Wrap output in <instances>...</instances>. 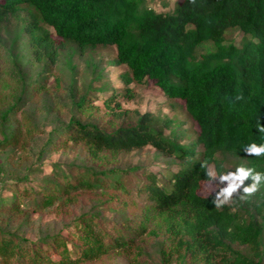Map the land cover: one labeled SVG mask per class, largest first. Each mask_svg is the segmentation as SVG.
I'll return each mask as SVG.
<instances>
[{
	"label": "trees",
	"instance_id": "obj_1",
	"mask_svg": "<svg viewBox=\"0 0 264 264\" xmlns=\"http://www.w3.org/2000/svg\"><path fill=\"white\" fill-rule=\"evenodd\" d=\"M12 21L24 24L32 62L50 68L66 44L115 47L122 81L154 85L183 103L197 133L183 145L161 129L170 120L160 127L147 113L133 124L71 123L54 149L80 148L98 169L54 165L42 189L19 191L0 213L21 215L24 197L33 212L56 207L67 217L80 198L131 217L112 222L83 214L65 236L29 246L0 235V264H91L116 255L127 264H264V151L253 153L264 149V0H176L166 13L148 0H0V28ZM229 29L243 35L239 45L225 43ZM6 69L0 39V105L11 89ZM85 101L75 106L83 111ZM38 132L23 115L0 149L27 144ZM146 146L178 160L179 169L163 184L147 175L144 189L134 193L125 185L128 172L108 166L119 153ZM227 156L237 160L238 174L248 173L241 191L229 201L218 191L202 195L212 183L209 167L220 173Z\"/></svg>",
	"mask_w": 264,
	"mask_h": 264
},
{
	"label": "rangeland",
	"instance_id": "obj_2",
	"mask_svg": "<svg viewBox=\"0 0 264 264\" xmlns=\"http://www.w3.org/2000/svg\"><path fill=\"white\" fill-rule=\"evenodd\" d=\"M175 1L148 0L152 9L162 13L172 10ZM163 3L168 6L164 7ZM23 26L21 22L12 21L0 28L2 51L7 61L4 78L11 87L3 93L7 96L6 104L0 105V146L3 141L10 140L23 115L39 132L31 136L27 144L0 149V206L11 205L19 191L37 192L42 189L43 181L52 179L54 165L65 171L74 167L98 169L87 152L80 148L54 149L59 137L76 121L98 125L109 120L115 125L133 124L138 115L147 113L153 115L160 127L165 121L172 122L169 127L161 128L166 136L178 139L183 145L193 142L197 127L188 118L183 103L167 98L154 85L123 82L121 74L125 68L114 64L115 47L97 46L81 50L73 44H66L60 48L57 64L50 68L45 61L32 62V50ZM242 37L237 29H229L225 43L239 45ZM204 52V48L198 49L199 54ZM43 88L45 90L42 91ZM81 98L86 99L83 111L75 106ZM13 106L17 109L7 111ZM114 160L108 168L126 170L125 185L134 193L144 189L147 175L154 176L157 183L163 184L171 173L179 169L178 160L163 156L149 146L121 152ZM236 162L227 156L220 173L210 166L212 183L204 185L202 195L218 191L223 201H229L232 193L240 192L241 179H238ZM230 186L234 191L228 194ZM19 199L21 215L9 217L0 213V235H13L23 246L58 235L65 236L68 231H73V221L83 214L92 213L112 222L129 216L121 211L101 210L94 201L80 198L70 206L71 214L67 217L60 216L56 207L36 213L31 210L29 199ZM69 249L72 250L71 245ZM91 264L127 263L123 256L116 255Z\"/></svg>",
	"mask_w": 264,
	"mask_h": 264
},
{
	"label": "clouds",
	"instance_id": "obj_3",
	"mask_svg": "<svg viewBox=\"0 0 264 264\" xmlns=\"http://www.w3.org/2000/svg\"><path fill=\"white\" fill-rule=\"evenodd\" d=\"M262 131H264V128L261 129ZM264 151V149H253V153L256 154V155H259L260 152ZM248 173L243 171V170H240V173H239V177L238 179H243L245 177H247ZM234 191V187L233 186H230L228 189H227V193L228 194H231L232 192ZM255 191V185L252 187V188H247L245 189V192L248 193V194H251Z\"/></svg>",
	"mask_w": 264,
	"mask_h": 264
}]
</instances>
